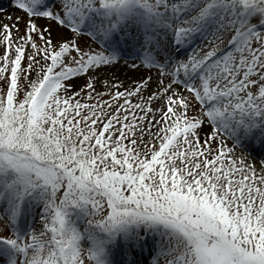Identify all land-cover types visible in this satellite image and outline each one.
Listing matches in <instances>:
<instances>
[{"label":"snow or ice","instance_id":"obj_1","mask_svg":"<svg viewBox=\"0 0 264 264\" xmlns=\"http://www.w3.org/2000/svg\"><path fill=\"white\" fill-rule=\"evenodd\" d=\"M10 7L0 264H264V0Z\"/></svg>","mask_w":264,"mask_h":264},{"label":"rangeland","instance_id":"obj_2","mask_svg":"<svg viewBox=\"0 0 264 264\" xmlns=\"http://www.w3.org/2000/svg\"><path fill=\"white\" fill-rule=\"evenodd\" d=\"M0 9H3L7 12H13L15 11V9L13 7H10V0H0ZM2 15V14H0ZM23 24V21L21 22ZM132 62L129 61V65L131 64ZM124 70H131L135 73V77H131L133 79H136L140 76L141 72H144V74H147V71L144 70V69H140V70H137V69H132L130 66L128 65H124V66H121L119 67L118 69H115L113 70V75H115L118 79H121V80H125L126 77H124L120 71L124 72ZM239 151H244V149H241V148H237ZM257 150H259V148H257ZM262 152L264 153V150H262ZM256 154V153H254ZM261 159H264V154H263V157H261ZM260 159V160H261ZM259 170V169H258Z\"/></svg>","mask_w":264,"mask_h":264},{"label":"bare ground","instance_id":"obj_3","mask_svg":"<svg viewBox=\"0 0 264 264\" xmlns=\"http://www.w3.org/2000/svg\"><path fill=\"white\" fill-rule=\"evenodd\" d=\"M205 43H207V41H205ZM120 73L124 76V77H135V73L133 72V71H131V70H124V72H122V71H120ZM227 143L229 144V145H231V141L229 140V141H227ZM236 151H237V153H240L241 151H239L238 149H236ZM257 153H259V154H257ZM257 153L256 154H252V156H251V159L258 165L259 164V161H260V159H261V157H263V152H262V150H257ZM259 168H257V170H258Z\"/></svg>","mask_w":264,"mask_h":264}]
</instances>
